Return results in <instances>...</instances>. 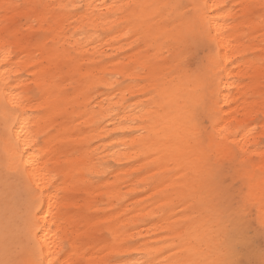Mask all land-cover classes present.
<instances>
[{
  "label": "snow or ice",
  "instance_id": "6c2138e0",
  "mask_svg": "<svg viewBox=\"0 0 264 264\" xmlns=\"http://www.w3.org/2000/svg\"><path fill=\"white\" fill-rule=\"evenodd\" d=\"M0 7L5 14L27 9L17 23L22 30L32 27L24 47L13 49L9 42L16 36L8 34L0 46V147L8 169L24 187L17 212L25 241L15 256L6 252L0 264H264V167L259 172L248 168L257 156L264 163V72L259 96L254 90L231 101L224 95L250 83L231 75L236 65L251 61L264 69V23L256 30L261 35L245 41L254 47L235 57L220 47L215 28L221 22L218 14L236 8L246 9L236 20L251 19L257 9L264 16V0L231 7L209 0L120 5L79 0ZM41 15L46 17L44 26L37 28L34 18ZM117 16L126 18L116 21ZM118 32L123 36L107 43L122 47L107 57L97 56L93 46ZM194 49L204 55L193 68L198 55ZM129 53L137 58L124 64L123 72L134 69V78L122 79L116 70L99 71ZM129 85L142 88L121 95ZM257 99L250 131L248 125L235 132L221 126L226 107ZM157 106L168 109V119L161 131L153 132L147 125L154 122L142 113ZM26 117L37 122L29 124ZM241 131L249 132L243 144L235 140ZM257 132L262 133L259 138ZM113 148L136 150L127 159L141 166L128 176L129 183L151 175L124 196L90 204L95 207L92 214L69 219L59 206L65 198L58 189L63 178L39 162L59 158L63 167L75 168L86 161L87 181L99 185L111 180L117 166H128L116 153L104 159ZM225 148L230 151L221 157ZM132 193L147 198L121 212L135 198ZM150 205L156 207L147 215L155 219H142L136 226L167 221L154 233L159 239L151 244L136 238L109 242L131 230L121 221ZM94 250L106 255L83 259Z\"/></svg>",
  "mask_w": 264,
  "mask_h": 264
},
{
  "label": "bare ground",
  "instance_id": "6f19581e",
  "mask_svg": "<svg viewBox=\"0 0 264 264\" xmlns=\"http://www.w3.org/2000/svg\"><path fill=\"white\" fill-rule=\"evenodd\" d=\"M79 0H0V6L6 3L11 4H20V5H53L59 3H76ZM96 3H104V0H95ZM167 0H107L108 4H130V3H164ZM184 2L191 3L192 0H184ZM203 2V0H201ZM209 3L215 4H228L231 6L236 5H247V4H255L259 5L261 0H209ZM28 10L21 8L18 11L9 12L7 14L4 13L2 7H0V46L4 44V36L5 34L16 36L15 39L9 42L10 46L13 49H19L24 47L28 42V36L32 31L31 25H24L23 30L21 26L17 23L20 16L24 15ZM52 9H46V12H51ZM246 12L244 8H236L234 12H225L224 14H218L220 23L215 26L219 31V41L220 47L224 49L229 55L235 57L237 55H246L248 51L254 47L251 44H246L245 41L252 40L255 36L261 35L260 32L256 31L260 29L262 23H264V16H262L259 9L255 11V14L251 19L246 20H236V14L239 13L243 15ZM126 17L125 16H117L113 19L116 21H122ZM38 21L36 27L40 28L44 26V21L46 17L44 15L35 17ZM126 31V30H125ZM247 33H252V35H247ZM18 34V35H17ZM123 36L122 32L115 33L113 36L107 37L106 40H102L99 42V45H94L93 48L97 49V56L99 54H103L105 57L109 55V53L115 54L117 49L122 46L119 44H108V40H114ZM51 39V38H49ZM23 40V43L20 41ZM131 43V41H129ZM258 47V45H256ZM140 50H137L139 52ZM137 58V53H129L127 57H121L120 61H111L109 65L104 66V69L99 71H103L105 69L108 70H116L122 72V79H130L134 78V69L129 70L128 72H123V66L126 63H130ZM227 58V57H225ZM259 59V58H257ZM17 63L21 68L26 67V64L21 62L19 59ZM116 65H120L119 68ZM194 68V67H193ZM236 71L231 73L232 76L236 77L240 80H248L250 83H244L236 85V90L229 95L227 92L224 93L225 96H228L229 100H234L236 97L245 95L248 91L254 90L256 95H260V87H261V73L264 72V69H261L258 64L252 63L251 61L244 62L242 64H238L235 66ZM229 75L226 73V76ZM67 83V81H65ZM99 83H107V81H100ZM142 86L140 85H129L127 89L121 90V95L123 92L127 91L129 94L133 92H139ZM102 91H106L102 89ZM80 93H73V97L79 95ZM73 97H67L66 100H72ZM101 100L105 99L104 96L100 97ZM221 102L223 103V98H221ZM260 101L257 100H241L239 104H233L232 108H225L224 112L221 113L222 116H226L224 120L223 126H228L230 131H237L239 129H243L245 125L249 126V131L253 125L250 124L253 116V109L259 108ZM28 109L34 107V105L25 106ZM168 109L166 107L157 106L155 110L149 112V110H144L142 116H150L152 122H154L155 126H152V123L147 125L150 127V130L153 132L161 131L165 127V121L168 119L166 116ZM136 113H131L129 116H134ZM28 120L29 124H35L37 121L31 118H25ZM255 126H260L259 124ZM19 131V129H18ZM262 133H255V138H259ZM249 132L241 131L238 135H236L235 140L240 143H245L246 138H248ZM127 139L125 137H118L117 140ZM130 142V141H129ZM103 147V145H101ZM123 147V145H121ZM136 150H132L129 152H122L119 148H113L111 152L104 153V158H108L112 155V153H116L117 156L125 161V164H128L130 159L127 157H132L135 155ZM229 149H224L220 156L224 157L228 155ZM252 154H249L248 159L250 160ZM244 159V158H242ZM132 162V161H131ZM130 162V163H131ZM240 161H237L239 163ZM147 161H141V164H146ZM46 165H50L51 168L56 172V174L63 178V183L58 185V189L65 193V198L61 199L60 207L67 210L68 218L72 219L75 217L76 211H85L89 207V199L95 197L94 195L98 194L99 187L98 185H90L85 183V179L83 177V173L86 172L88 164L86 161H81L79 167H63V161L59 158H46L39 162V167H44ZM141 165L131 163L129 167H121L116 168V171L112 173L111 180H106L102 183L103 193L106 200L110 196H124L126 193H129L134 185L144 181L146 176L151 175L150 173H146L145 176H138L135 180H132L129 183L128 176L130 175V170H134L139 168ZM261 167H264V163L260 161V158L257 156L255 161H251L248 164V168L259 172ZM261 177H256V182L259 183ZM117 185H119L117 187ZM123 186H127L126 190H123ZM82 191L84 193L83 199L84 202L82 205H77V198L73 199L72 197H78L77 192ZM158 191V190H156ZM24 196V187L22 182L18 177H16L13 173L10 172L6 165L5 156L2 151V147H0V259L5 258V253L7 252L10 256H15L18 251V246L24 243V236L21 231L22 222L19 219L17 209L19 207L20 202ZM136 203V202H135ZM127 206V204L125 205ZM156 205L150 206H142V209H139L134 213V215L128 216L124 221H121V224L125 227L130 228L131 230L125 232L123 235H120L119 240L109 242L120 243L129 238L140 237L141 244H151L159 237L154 234L158 229H163L167 225V221L157 220L155 223H140L139 226H136L138 221V216H144L147 219H155L150 215H147L153 211ZM126 207L121 209L123 212ZM139 211V212H138ZM210 227V225H209ZM115 229V226H114ZM150 233V234H149ZM116 233L113 232V235ZM133 247L139 248L140 245H134ZM83 251V250H82ZM119 251L123 252H131V249H119ZM106 253L96 254V251L89 253L88 256L83 257L86 261L88 259L99 260Z\"/></svg>",
  "mask_w": 264,
  "mask_h": 264
},
{
  "label": "rangeland",
  "instance_id": "374dc122",
  "mask_svg": "<svg viewBox=\"0 0 264 264\" xmlns=\"http://www.w3.org/2000/svg\"><path fill=\"white\" fill-rule=\"evenodd\" d=\"M194 52H198V55L196 56V58L193 60V62H192V67H195V62H196V60L197 59H200L203 55H204V53L202 52V51H199V50H196V49H194ZM131 95V94H130ZM106 161L108 160V158H104ZM132 160H129L128 161V164H126V165H128L127 167H129V165L132 163L131 162ZM124 164H125V161H122ZM131 162V163H130ZM111 163H113V164H115V162L114 161H112ZM116 168H121L120 166H117ZM126 168V167H125ZM133 172V170H130V174ZM83 177H84V179H85V183H87V184H90V185H94V184H92V183H90V182H88L87 181V172H84L83 173ZM98 187H99V191H98V194H96V195H94L95 197H92L91 199H89V204H93L95 201H100V202H104V201H106V198H105V196H104V193H103V186H102V184H99L98 185ZM126 188H127V186L125 187V186H123V190H126ZM154 192L156 191V189H154L153 190ZM82 191H79V192H77L76 194H78V193H81ZM132 195L135 197L133 200H130L129 202H128V204H127V206H125L126 208H128V207H130L131 205H133V204H135V202H137V201H140V200H142V199H146L147 198V196H145V197H141V196H139V195H136L135 193H132ZM147 195H151V193H148ZM83 202H84V199L83 198H79V197H77V205H82L83 204ZM112 205H108V207H111ZM139 210V209H138ZM95 211V207H92V208H90V207H88V209H86L85 211H83V212H81V211H76L74 214H75V216H77V215H88V214H92L93 212ZM139 212V211H138ZM134 213H136V212H134ZM134 213L132 214V215H134ZM139 218H138V221H140V220H147V218L146 217H144V216H138ZM150 234V233H149ZM150 235H154V234H150ZM136 239H139L140 241L142 240L140 237H135ZM106 255V254H105Z\"/></svg>",
  "mask_w": 264,
  "mask_h": 264
}]
</instances>
